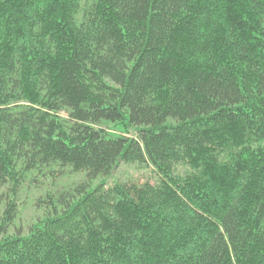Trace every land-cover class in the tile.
Instances as JSON below:
<instances>
[{"label": "trees", "instance_id": "1", "mask_svg": "<svg viewBox=\"0 0 264 264\" xmlns=\"http://www.w3.org/2000/svg\"><path fill=\"white\" fill-rule=\"evenodd\" d=\"M0 185V264H264V0H0Z\"/></svg>", "mask_w": 264, "mask_h": 264}, {"label": "rangeland", "instance_id": "2", "mask_svg": "<svg viewBox=\"0 0 264 264\" xmlns=\"http://www.w3.org/2000/svg\"><path fill=\"white\" fill-rule=\"evenodd\" d=\"M54 170L55 172L52 171V173L43 171L26 174L15 198L16 208L14 218L11 225L2 230L3 236L27 235L29 229L37 221L49 215L50 210L46 208L44 203H38L40 200L44 199L48 194L53 195L69 191L85 183V176L83 174L71 173L67 169L59 170L56 167H54ZM178 172H183V169L179 168ZM113 179L121 183L142 184L144 182H155L156 176L150 168L138 164H121L115 170ZM98 181L96 179L90 186L93 187ZM10 196V187L8 185H0V222Z\"/></svg>", "mask_w": 264, "mask_h": 264}]
</instances>
